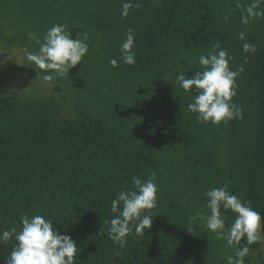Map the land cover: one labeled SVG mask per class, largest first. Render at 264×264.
Instances as JSON below:
<instances>
[{"label": "trees", "instance_id": "16d2710c", "mask_svg": "<svg viewBox=\"0 0 264 264\" xmlns=\"http://www.w3.org/2000/svg\"><path fill=\"white\" fill-rule=\"evenodd\" d=\"M122 2L0 0L3 51H38L27 34L42 41L55 24L73 39L89 35L82 62L52 80L69 94L9 93L0 85V232L19 231L22 216L40 214L75 241L74 264H227L236 247L207 229L204 193L226 187L264 218V17L241 23L236 3L251 0H138L142 7L121 18ZM128 28L132 66L120 53ZM246 42L255 54L243 52ZM216 43L228 49L232 70L245 68L233 98L243 119L219 125L197 121L188 110L195 89L176 83L178 74L191 78ZM28 63L41 79L27 60L22 71ZM151 171L159 188L156 207L145 212L152 227L133 231L121 247L108 235L111 201L134 189V175L146 180ZM259 231L245 264H264V219ZM15 243H0V264Z\"/></svg>", "mask_w": 264, "mask_h": 264}, {"label": "clouds", "instance_id": "9594fccd", "mask_svg": "<svg viewBox=\"0 0 264 264\" xmlns=\"http://www.w3.org/2000/svg\"><path fill=\"white\" fill-rule=\"evenodd\" d=\"M264 0H251L242 6L241 23L249 24L254 19L264 17L261 5ZM142 5L133 0H123L121 4V18H127L130 11L140 9ZM30 40L39 45L36 52L24 49L27 61L36 69L41 70L40 78L44 82H51L56 76L68 75L70 70L82 62L89 52L86 41L87 32L77 33L73 39L66 25L51 26L41 41L34 32H29ZM125 40L120 46L121 59L129 66L136 64L135 34L132 28L124 33ZM239 39H245V33H238ZM82 37V38H81ZM256 46L251 42L243 44L245 54H255ZM232 56L228 49L221 48L220 43L212 46L207 55H200L198 64L200 69L191 78L178 74L176 83L185 92L195 89L193 102L188 104V110L196 115L197 121L219 125L231 120H242L243 109L233 102L237 95V77L245 68L243 65L236 70L230 68ZM110 63L115 67L117 60ZM157 174L151 171L146 180L138 176L132 177L134 189L120 191L111 201V212L114 214L109 222L108 235L114 242L123 247L127 237L135 232L145 235L152 227L153 214H145L146 210L156 207L159 188L155 181ZM207 198L205 205L207 215L206 227L218 238L226 240L229 247H236L234 256L227 257V264H245V257L249 254V247L259 239L258 231L262 226L261 215L245 204L239 195L231 193L226 187H214L204 193ZM231 211L235 219L229 221L225 213ZM21 228L0 232V243L15 239L10 256L6 264H74L77 253L75 241L68 235H62L53 226L51 219L36 214L31 217H21ZM246 238L247 243L241 244Z\"/></svg>", "mask_w": 264, "mask_h": 264}, {"label": "rangeland", "instance_id": "374dc122", "mask_svg": "<svg viewBox=\"0 0 264 264\" xmlns=\"http://www.w3.org/2000/svg\"><path fill=\"white\" fill-rule=\"evenodd\" d=\"M26 60L25 53L19 49L14 48L11 51H3L0 46V85L4 86V88L6 87L5 89L9 93H20L27 89L25 90L26 93L33 96L37 94H53L60 97L64 93L69 94L70 87L65 84L58 85L53 81L44 82L42 79L34 78L30 71L29 63L28 67L26 66L27 71H22ZM71 97H74V95L72 94ZM258 235L261 236L260 231H258Z\"/></svg>", "mask_w": 264, "mask_h": 264}]
</instances>
